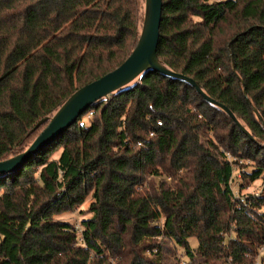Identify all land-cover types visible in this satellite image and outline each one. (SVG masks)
<instances>
[{
  "label": "trees",
  "instance_id": "trees-1",
  "mask_svg": "<svg viewBox=\"0 0 264 264\" xmlns=\"http://www.w3.org/2000/svg\"><path fill=\"white\" fill-rule=\"evenodd\" d=\"M144 12L141 0H0V161L131 54ZM158 55L252 137L183 80L135 79L0 174V264H183L177 245L190 264H264V195L234 188L238 168L264 179V0H163Z\"/></svg>",
  "mask_w": 264,
  "mask_h": 264
},
{
  "label": "water",
  "instance_id": "water-1",
  "mask_svg": "<svg viewBox=\"0 0 264 264\" xmlns=\"http://www.w3.org/2000/svg\"><path fill=\"white\" fill-rule=\"evenodd\" d=\"M162 14L163 0H145L141 34L131 54L115 69L77 89L53 114L47 126L27 149L0 161V174L12 173L23 168L35 154L62 136L93 103L111 96L115 91L127 87L137 78L142 79L152 71L191 84L207 101L223 108L236 121L241 130L252 137L235 113L228 106L208 95L193 77L174 71L161 62L158 46ZM255 111L258 117L263 119L259 111L257 109Z\"/></svg>",
  "mask_w": 264,
  "mask_h": 264
},
{
  "label": "rangeland",
  "instance_id": "rangeland-1",
  "mask_svg": "<svg viewBox=\"0 0 264 264\" xmlns=\"http://www.w3.org/2000/svg\"><path fill=\"white\" fill-rule=\"evenodd\" d=\"M141 1L143 4V7L145 9V0H141ZM59 155H60V151L56 152L53 155V158H58ZM242 165H243L242 168H245L246 170H251V166L248 165V163H243ZM236 174L238 177H237V181L234 184V188L237 192L240 193L241 196L255 195L257 193L258 189L264 183L263 178L256 179L252 182L249 179H243L241 177V169H239V168L237 169ZM158 180H160V179H158ZM241 184H244V188L242 191H240V189H239ZM87 206H88V203L85 204V207H87ZM65 217L70 218L72 220H76V218L78 217V212H75L72 215L67 214V215H65ZM190 244H191L193 249L197 248V246H198L197 238H195V237L190 238ZM176 248H177L178 254L181 256L183 264H190V262H191L190 256L185 253L184 248L180 245H177ZM165 251L167 253V251H169V249H165ZM191 264H204V263L201 261V259H197L194 263H191Z\"/></svg>",
  "mask_w": 264,
  "mask_h": 264
},
{
  "label": "built area",
  "instance_id": "built-area-1",
  "mask_svg": "<svg viewBox=\"0 0 264 264\" xmlns=\"http://www.w3.org/2000/svg\"><path fill=\"white\" fill-rule=\"evenodd\" d=\"M162 122H159V124H161ZM154 133H152L153 135ZM256 196H261L264 195V183L262 184V186L258 189L257 193L255 194ZM261 252H264V247L261 248Z\"/></svg>",
  "mask_w": 264,
  "mask_h": 264
}]
</instances>
